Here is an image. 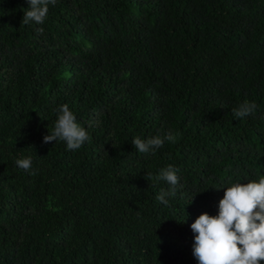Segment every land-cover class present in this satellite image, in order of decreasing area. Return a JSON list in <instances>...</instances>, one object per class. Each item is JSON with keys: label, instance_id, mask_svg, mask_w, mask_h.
<instances>
[{"label": "trees", "instance_id": "1", "mask_svg": "<svg viewBox=\"0 0 264 264\" xmlns=\"http://www.w3.org/2000/svg\"><path fill=\"white\" fill-rule=\"evenodd\" d=\"M28 7L0 0V264H197L191 224L264 176V0H57L21 26ZM65 103L75 151L43 142Z\"/></svg>", "mask_w": 264, "mask_h": 264}, {"label": "clouds", "instance_id": "2", "mask_svg": "<svg viewBox=\"0 0 264 264\" xmlns=\"http://www.w3.org/2000/svg\"><path fill=\"white\" fill-rule=\"evenodd\" d=\"M29 7L24 10L21 26L29 23L43 25L49 11L57 0H28ZM38 34L44 28L36 29ZM256 109L254 102L243 101L232 109L236 118H244ZM57 118L54 127L43 138L44 143L62 141L70 151L81 148L91 136L85 127L77 122L76 115L68 104H62L55 110ZM88 127H92L89 122ZM175 143L176 135L168 132L164 137L159 135L143 140L132 139L135 149L144 154H154L162 148L165 141ZM17 167L36 175L31 157L15 160ZM146 179L151 177L145 175ZM159 180L170 185L169 191H161L157 199L168 205L167 199L175 195L180 180L175 168L169 165L160 171ZM219 201L216 215L208 212L200 214L191 224L194 233L192 254L197 264H264V176L247 183H231Z\"/></svg>", "mask_w": 264, "mask_h": 264}]
</instances>
